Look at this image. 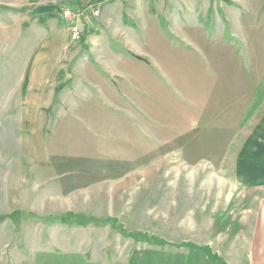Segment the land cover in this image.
<instances>
[{
  "label": "rangeland",
  "instance_id": "obj_1",
  "mask_svg": "<svg viewBox=\"0 0 264 264\" xmlns=\"http://www.w3.org/2000/svg\"><path fill=\"white\" fill-rule=\"evenodd\" d=\"M65 1L0 0V264H244L264 0Z\"/></svg>",
  "mask_w": 264,
  "mask_h": 264
},
{
  "label": "crops",
  "instance_id": "obj_2",
  "mask_svg": "<svg viewBox=\"0 0 264 264\" xmlns=\"http://www.w3.org/2000/svg\"><path fill=\"white\" fill-rule=\"evenodd\" d=\"M262 78L264 77V70L262 73ZM253 90L249 93L247 102L252 103L257 97L259 89L261 88V82L254 83L251 81ZM263 83V81H262ZM263 98V96H262ZM262 149H257L256 152H260L258 158L260 161L253 160V165L262 168L264 172V144H262ZM259 148V147H258ZM249 154V153H248ZM246 168L250 166V161H247ZM253 182V183H251ZM246 186L251 188L255 193H261V198H255L258 201L257 207H252L246 210L247 216V227L245 230L244 245L240 246L239 249L244 248V264H264V176L261 179H256V181H251L249 177L246 178ZM206 261V257L201 261V264ZM240 261V260H239ZM231 264H236L232 262Z\"/></svg>",
  "mask_w": 264,
  "mask_h": 264
},
{
  "label": "trees",
  "instance_id": "obj_3",
  "mask_svg": "<svg viewBox=\"0 0 264 264\" xmlns=\"http://www.w3.org/2000/svg\"><path fill=\"white\" fill-rule=\"evenodd\" d=\"M65 2L69 3V6H73L71 4V3H73L72 1L67 0ZM141 239H142V241H144V243H147V244L153 245V246H164V245H166L165 242H161L159 240L157 241V240L149 239V238H145V237H142ZM177 247L187 248V247H189V245L182 244V245H178Z\"/></svg>",
  "mask_w": 264,
  "mask_h": 264
},
{
  "label": "built area",
  "instance_id": "obj_4",
  "mask_svg": "<svg viewBox=\"0 0 264 264\" xmlns=\"http://www.w3.org/2000/svg\"><path fill=\"white\" fill-rule=\"evenodd\" d=\"M95 13L97 14L98 12L95 11ZM70 17H71V13L69 11H65L63 14V19L68 20ZM71 34L74 40L79 39V34L76 31V29H71Z\"/></svg>",
  "mask_w": 264,
  "mask_h": 264
}]
</instances>
